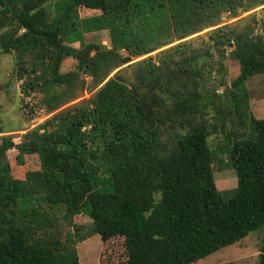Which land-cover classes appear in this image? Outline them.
I'll list each match as a JSON object with an SVG mask.
<instances>
[{
    "label": "trees",
    "instance_id": "trees-1",
    "mask_svg": "<svg viewBox=\"0 0 264 264\" xmlns=\"http://www.w3.org/2000/svg\"><path fill=\"white\" fill-rule=\"evenodd\" d=\"M260 7L264 14V0H0L2 51L18 54L25 93L43 94L53 114L20 143L0 125V264H81L76 244L94 235L124 238L126 264H196L264 231V118L252 114L247 86L264 73V15L223 24ZM206 30L194 46L189 38ZM102 31L109 47L86 43ZM154 52L111 77L124 59ZM68 53L77 66L62 73ZM228 59L241 69L230 85ZM85 76L93 97L65 108L86 90ZM227 119L238 178L230 200L209 145ZM13 149L21 165L39 156L40 170L15 178Z\"/></svg>",
    "mask_w": 264,
    "mask_h": 264
},
{
    "label": "rangeland",
    "instance_id": "rangeland-1",
    "mask_svg": "<svg viewBox=\"0 0 264 264\" xmlns=\"http://www.w3.org/2000/svg\"><path fill=\"white\" fill-rule=\"evenodd\" d=\"M46 8L50 13V16L54 15L55 3L46 4ZM92 10H81V17L92 16L98 14ZM252 13H256L258 19L263 18L262 7L252 10L248 13H243L240 17L231 19L225 16V24H231L239 19H242ZM222 24V25H223ZM243 25V24H242ZM254 27H256L254 25ZM208 30L193 35L190 40L194 41V46H202V38ZM4 31L0 30V35ZM264 35L263 29H260L256 34ZM255 34V35H256ZM204 40V38H203ZM205 40H207L205 38ZM86 43H96L111 45V38L109 31H102L97 33H88L85 35ZM178 43V42H177ZM175 43V44H177ZM74 49L81 48L79 43L71 45ZM166 49V48H164ZM158 52V51H157ZM157 52L143 56L139 59H132L131 62L124 64L117 69L111 77H113L119 70L127 68L129 65L147 57L157 55ZM29 58L26 56L25 59ZM20 59L18 54L14 51L5 54L2 51L0 43V125L4 127L5 133L1 135L15 136V142L20 143L24 134L39 124L45 122L53 114H47L46 107L42 101L44 95L30 91V95L25 93V78L20 76L18 71V64ZM225 65L228 69L227 82L229 85L240 75L241 69L237 62L228 59L225 61ZM77 66V60L70 54L62 62L61 72L68 73L75 69ZM87 81L86 90L81 94V97L67 105L65 108L74 105L83 100H87L93 97L96 89L93 87L89 89L87 87L92 85L90 77L85 76ZM218 80L209 82V86L217 94H223L224 88L217 86ZM250 91V109L252 114L258 118H264V73L256 75L250 79L247 83ZM217 104H221L217 100ZM64 109V108H63ZM65 110V109H64ZM229 112V109H228ZM232 128L231 123H225V128L221 133L211 137L209 139V145L214 152L216 162L212 166L214 169L215 182L219 192L224 196L226 200L232 199L236 194L238 188V178L235 169L232 168L229 158V143L225 140V136ZM166 137V136H165ZM18 151L16 149L8 152V161L12 167V175L17 179H24L27 172L40 170L41 162L37 155L26 156L24 164L18 163L17 159ZM91 222L87 217L77 216L75 223L84 224ZM69 230H72L70 228ZM67 232L63 233L65 238ZM264 246V231L253 232L245 240L223 248L217 253L201 260L196 264H260V255ZM78 255L80 257L81 264H126L128 258V252L125 245L124 238H115L108 243H103L99 235H94L88 240L76 244Z\"/></svg>",
    "mask_w": 264,
    "mask_h": 264
},
{
    "label": "water",
    "instance_id": "water-1",
    "mask_svg": "<svg viewBox=\"0 0 264 264\" xmlns=\"http://www.w3.org/2000/svg\"><path fill=\"white\" fill-rule=\"evenodd\" d=\"M230 45L232 46V44H230ZM106 47H107L106 45H102V48H106ZM68 55H70V54L68 53ZM131 61H132V58L129 57V58L124 59L123 60V63L124 64H127V63H129ZM90 224H91L90 222H87L86 223L87 226H89ZM93 225H95V223Z\"/></svg>",
    "mask_w": 264,
    "mask_h": 264
}]
</instances>
